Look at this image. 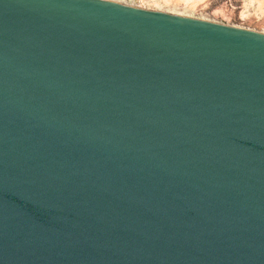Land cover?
<instances>
[{
  "label": "water",
  "instance_id": "95a60500",
  "mask_svg": "<svg viewBox=\"0 0 264 264\" xmlns=\"http://www.w3.org/2000/svg\"><path fill=\"white\" fill-rule=\"evenodd\" d=\"M0 264H264V35L0 0Z\"/></svg>",
  "mask_w": 264,
  "mask_h": 264
},
{
  "label": "rangeland",
  "instance_id": "374dc122",
  "mask_svg": "<svg viewBox=\"0 0 264 264\" xmlns=\"http://www.w3.org/2000/svg\"><path fill=\"white\" fill-rule=\"evenodd\" d=\"M264 35V0H104Z\"/></svg>",
  "mask_w": 264,
  "mask_h": 264
},
{
  "label": "bare ground",
  "instance_id": "6f19581e",
  "mask_svg": "<svg viewBox=\"0 0 264 264\" xmlns=\"http://www.w3.org/2000/svg\"><path fill=\"white\" fill-rule=\"evenodd\" d=\"M99 1H104V0H99ZM104 2H107V1H104ZM108 3H112V2H108ZM114 4H116V3H114ZM117 5H120V4H117ZM121 6H125V5H121ZM125 7H130V6H125ZM145 10V9H144ZM171 16H173V15H171ZM177 17V16H176ZM180 18H183V17H180Z\"/></svg>",
  "mask_w": 264,
  "mask_h": 264
}]
</instances>
